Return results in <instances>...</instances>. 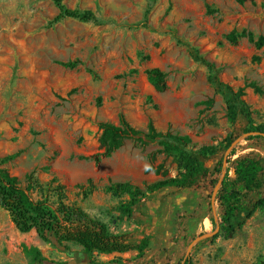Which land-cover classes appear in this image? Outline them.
I'll return each instance as SVG.
<instances>
[{"label":"rangeland","instance_id":"obj_1","mask_svg":"<svg viewBox=\"0 0 264 264\" xmlns=\"http://www.w3.org/2000/svg\"><path fill=\"white\" fill-rule=\"evenodd\" d=\"M62 1L70 9L92 10L97 23L65 19L49 26L58 12L52 0H0V158L23 188L30 176L43 187V198L53 202L62 196L125 243L134 213L127 218L119 208L129 196H114L107 188L129 183L144 190L158 180L180 178L183 171L157 145L133 139L110 157L100 156L99 124L118 125L123 116L145 131L151 122L157 131L187 136L197 147L240 134L207 83V69L189 57L185 44L220 67L222 81L244 88L254 125L264 123V46L257 51L246 38L236 44L226 39L242 31L264 36V0H151L147 19L146 0ZM74 60L80 62L75 69L59 64ZM152 68L166 75L163 93L146 79ZM244 138L234 146L237 153L251 148L264 155L263 141ZM57 186L63 189L54 192ZM207 187L209 199L214 189ZM253 196L263 197L264 188L249 192L244 202ZM206 213L210 221L199 235L217 232L190 250L192 264L264 261V211L233 235L217 202L215 212L207 207ZM67 258L54 237L43 243L34 232L20 234L0 207V264H66Z\"/></svg>","mask_w":264,"mask_h":264},{"label":"trees","instance_id":"obj_2","mask_svg":"<svg viewBox=\"0 0 264 264\" xmlns=\"http://www.w3.org/2000/svg\"><path fill=\"white\" fill-rule=\"evenodd\" d=\"M146 1L145 19L152 9L151 0ZM237 1L244 2V0ZM52 2L58 12L49 26L59 24L65 19H73L81 23H97L96 15L90 9H70L62 0H52ZM242 38L253 44L257 51L264 46V36L255 38L251 32L242 31L239 34L231 32L226 35L227 41L231 44H236L238 39ZM185 46L189 57L207 69V83L214 94L221 97L229 122L235 129L240 128V134L232 133L217 144L197 147L187 136L157 131L151 122L148 123L145 131L132 127L123 116L119 117L118 125L100 123L101 134L98 140L102 149L100 156L110 157L123 141L133 139L142 145H157L158 151L173 156L183 171L180 178L158 180L144 190L129 183L113 184L107 190L114 196L120 194L129 196V201L121 205L119 211L122 216L130 218L142 200L156 193H169L173 189L188 192L205 186L214 189L221 180L215 201L222 209V220L227 225V233L233 235L236 229L241 228L256 211H264V196H253L248 203L244 202L249 192H260L264 188V155L249 152L232 159L236 156L237 147H234L227 157L225 153L240 135L259 133V135H249L242 141L255 139L264 142L262 136L264 123L254 125L251 111L244 100V88L235 90L222 81L220 67L207 60L196 48L188 44ZM254 59L259 61L257 56ZM59 64L67 69H75L80 62L74 60ZM145 75L148 83L157 93L165 92L167 85L164 72L152 68L146 70ZM249 87L259 91L255 84H250ZM224 160L226 166L223 168ZM212 162L214 163L209 167ZM4 164V159L0 158V207L7 212L10 221L20 234L34 232L43 243H49L52 236L63 251H69L68 245L75 244L81 247L89 258L94 254L123 253L132 249H136L139 255H142L148 248V239H142L136 247L125 244L117 235H113L105 224L91 218L79 206L65 202L62 196L49 202L48 199L43 198L45 195L43 187L30 176L27 178L26 188H23L18 178L12 176ZM35 187L38 194L36 199L32 196ZM61 189L62 186H57L54 192ZM211 222L216 225L213 218ZM179 264H192L191 258L184 255ZM261 264H264V261Z\"/></svg>","mask_w":264,"mask_h":264},{"label":"crops","instance_id":"obj_3","mask_svg":"<svg viewBox=\"0 0 264 264\" xmlns=\"http://www.w3.org/2000/svg\"><path fill=\"white\" fill-rule=\"evenodd\" d=\"M249 152H257L262 155L258 149L248 148L242 152H236V156L232 159ZM207 188V186L202 187V192L197 190L181 192L173 189L169 193H156L140 202L133 214L135 223L128 228L131 233L127 234L124 239L131 243L129 245L132 247L138 246L142 239H148L149 245L144 251L146 253L144 258L140 257L136 249L123 253L94 254L89 258L84 254L81 247L77 246L75 250L71 251L68 245L69 251H63L68 257L65 263H176L181 257L184 244H190L194 240L190 241L189 237H198L202 233V227H205L206 221H210V213H206V208L211 207L212 212H215L216 201L214 199L212 202V195L208 199L209 192L206 190ZM128 242H125V244H128ZM93 258H96V262H93Z\"/></svg>","mask_w":264,"mask_h":264},{"label":"water","instance_id":"obj_4","mask_svg":"<svg viewBox=\"0 0 264 264\" xmlns=\"http://www.w3.org/2000/svg\"><path fill=\"white\" fill-rule=\"evenodd\" d=\"M252 134H254V135H259V133H249V134H245V135H243V137H247V136L252 135ZM261 135H262V134H261ZM262 136H264V134H263ZM239 141H240V139L238 138V139H236V140L231 144V146L227 149V151H226V153H225V157H227V156L230 154L231 150L234 148V146L237 145V143H238ZM225 165H226V162H225V160H224V162H223V168L225 167ZM223 175H224V173L222 174V177H223ZM220 183H221V180L218 182V184H217L216 187L214 188V191H213V193H212V202H213L214 199H215V196H216V193H217V191H218V189H219ZM216 232H217V229L214 230L212 233L201 234L200 236L196 237V238H195V239L189 244V246H188V248H187V251H186V256H189L190 250H191L196 244H198L199 242H201V241H203V240H205V239L212 238V237L216 234Z\"/></svg>","mask_w":264,"mask_h":264}]
</instances>
